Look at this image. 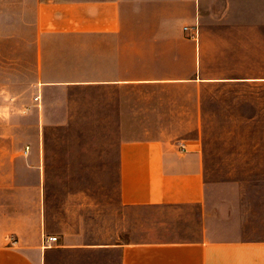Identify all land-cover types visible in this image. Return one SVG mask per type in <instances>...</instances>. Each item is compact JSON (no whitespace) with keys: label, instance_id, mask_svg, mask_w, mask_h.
Segmentation results:
<instances>
[{"label":"crops","instance_id":"crops-1","mask_svg":"<svg viewBox=\"0 0 264 264\" xmlns=\"http://www.w3.org/2000/svg\"><path fill=\"white\" fill-rule=\"evenodd\" d=\"M0 97V264H264L198 144L264 140V0H0Z\"/></svg>","mask_w":264,"mask_h":264},{"label":"rangeland","instance_id":"rangeland-1","mask_svg":"<svg viewBox=\"0 0 264 264\" xmlns=\"http://www.w3.org/2000/svg\"><path fill=\"white\" fill-rule=\"evenodd\" d=\"M4 101L0 97V132ZM18 141L22 140L0 138V169H8L10 157L18 153ZM198 144L210 180L233 184L249 204L264 200V140H198ZM7 178L0 174V184ZM7 197V192L0 191V214Z\"/></svg>","mask_w":264,"mask_h":264},{"label":"built area","instance_id":"built-area-1","mask_svg":"<svg viewBox=\"0 0 264 264\" xmlns=\"http://www.w3.org/2000/svg\"><path fill=\"white\" fill-rule=\"evenodd\" d=\"M13 242L15 241V239L13 237L10 238ZM57 237H47L45 238L44 242H50V241H56Z\"/></svg>","mask_w":264,"mask_h":264}]
</instances>
